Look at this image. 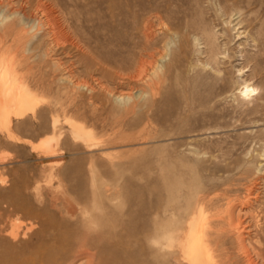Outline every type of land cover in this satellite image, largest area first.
I'll return each mask as SVG.
<instances>
[{
	"label": "rangeland",
	"instance_id": "374dc122",
	"mask_svg": "<svg viewBox=\"0 0 264 264\" xmlns=\"http://www.w3.org/2000/svg\"><path fill=\"white\" fill-rule=\"evenodd\" d=\"M209 4L210 0H0V11L19 12L28 21L26 27H19L24 29L20 48L9 47L12 37H1L7 42L0 45V59L12 51L18 53V58L24 57L25 65L23 60L21 70L15 73L33 74L41 78L38 83L41 80L50 83L57 77L58 70L49 65L58 56L67 62L65 68L69 65L67 69L75 74L76 81L88 90L94 87H90L94 90L91 93L86 88L81 91V99L86 101L84 114L78 115V111L73 110L65 117L60 116L61 129L57 131L51 127L54 115L49 112L56 97L53 92L41 99L37 113L12 117L10 127L0 116V201L14 200L19 209L4 222L2 235L11 239L10 234L18 226L22 243L45 239L46 248L66 247L64 251L68 255L84 248L93 250L91 264H105L111 257L125 258L128 264H145L143 226L148 223L152 201L158 196L143 194L154 188L160 179L158 164L162 158L157 151L167 154L169 164L176 161L186 164L193 157L189 148H196L200 156L204 154V163L196 165L191 161L190 164L200 172L216 170L217 174H223L224 168L233 166L244 156L243 150L249 143L244 135L264 130V101L256 99L259 88L264 93V74L260 79L253 77L245 82L248 72L237 75L240 60H235L234 65H221L237 82L238 98H228L206 110L196 108L183 116L177 96L160 94L154 88L127 78L117 91L132 99L124 111L118 112L113 109L115 104L98 90L97 76L84 71L89 54L85 45L77 40L78 36L84 37L91 46L109 50L108 46L102 47L108 38L131 36V17L128 16L131 10L160 15L164 25L182 22L186 17L209 23L211 18L206 9ZM233 24L234 21L225 26ZM32 25L34 30H30ZM160 36L158 34L156 40ZM259 36L264 37V30ZM56 42L59 44L54 46ZM236 43L234 37L231 47ZM247 48L252 49L251 55L258 57L256 66L264 67L261 51ZM187 49L190 59L191 48ZM72 62L75 65L70 66ZM255 86L257 90L253 89ZM139 89L144 92L138 94ZM32 90L41 93L36 87ZM91 95L94 104L87 100ZM0 97H3L1 93ZM212 115L224 123L221 130L203 128L212 123ZM68 118L77 126L82 124L86 132H92L95 142H102L91 147L75 139L71 125L65 121ZM117 119L124 120L125 124L119 126L115 123ZM111 121L114 126L109 124ZM260 136L263 138L264 134ZM50 146L54 149L51 152ZM219 148L226 150L225 161L212 157L222 153ZM254 149L258 156L252 165L261 166L264 172V156H259L262 140L255 143ZM198 179L206 181L204 177ZM32 212L38 215L31 217ZM25 230H29L28 236L22 235ZM84 239L86 243L82 244L80 241ZM10 259L2 255L0 264H12Z\"/></svg>",
	"mask_w": 264,
	"mask_h": 264
},
{
	"label": "bare ground",
	"instance_id": "6f19581e",
	"mask_svg": "<svg viewBox=\"0 0 264 264\" xmlns=\"http://www.w3.org/2000/svg\"><path fill=\"white\" fill-rule=\"evenodd\" d=\"M206 9L211 18L209 23L204 19V23H200V19L186 17L182 22L166 25L160 15L138 14L131 10L128 15L131 17V36L126 39L108 38L102 47L108 46L109 50L91 46L84 37L78 36L77 40L85 45L89 54L88 62L83 65L84 71L97 76L98 90L115 104L113 109L118 112L124 111L132 99L117 91L126 78L154 88L160 94L177 96L181 116L196 108L206 110L228 98H238L237 82L221 65H234L235 60H240L237 75L248 72L245 82L253 77L260 79L264 74V67L256 66L258 57L251 55L252 49L247 48H254L264 55V37L259 36L264 30V0H210ZM233 21L232 27L225 26ZM27 23L19 12L6 14L0 11V45L7 42L1 37L10 36L9 47L20 48L24 29L19 27H26ZM219 26L220 31L216 29ZM30 30H34L33 25ZM158 34L161 36L156 40ZM234 37L237 43L231 47ZM58 44L56 42L54 46ZM188 47L191 48L190 59ZM17 55L12 51L0 59V93L3 95L0 97V116L7 127H10L12 117L22 118L37 113L41 99L51 92L56 96L49 107V112L54 115L51 121L53 131L61 129L60 116L65 117L73 110H77L78 115L84 114L86 101L81 99V91L86 86L76 81L75 74L67 69L69 65L65 68L66 61L57 56L49 65L58 70L57 77L50 83L43 80L38 83L41 78L37 79L33 74L15 73L24 60L23 55V59ZM220 56L226 60L222 61ZM33 87L40 89L42 94L34 93ZM90 87L89 90L86 88L89 93L94 91ZM253 89L257 90L258 86ZM142 92L139 89L137 93ZM256 99L264 101L262 88L256 91ZM87 100L94 104L92 95L87 96ZM65 121L71 125L75 139L89 146H98L101 140L95 142L92 132H86L82 124L77 126L69 118ZM115 123L119 126L125 124L122 119ZM109 124L114 126L112 121ZM222 127L221 119L212 115V123L203 128L218 131ZM263 134L264 130L260 129L250 131V136L244 135V139L249 141L243 150L244 156L238 158L233 166L224 168L223 174H217L216 170L200 172L190 164L191 161L196 165L204 163V154L200 156L196 148H189L193 157L186 164L179 161L169 164L167 154L163 150L157 151L162 158L158 164L160 179L154 188L143 194L145 197L158 196L152 201L148 223L143 226L145 264H264V172L261 166L252 165L258 156L254 149L258 140L263 142L259 156H264V137L260 138ZM52 150L50 146L49 152ZM219 150L222 153L212 157L225 161L228 158L226 150ZM200 177L206 181L200 182ZM164 195L166 198H162ZM6 200L0 201V256H10L12 264H91L94 260V251L87 248L68 255L64 251L66 247L46 248L45 239L22 243L18 226L9 235L11 239L2 235L4 222L11 213L19 210L14 200ZM37 215L32 212L30 216ZM28 231H23L22 235L28 236ZM80 242L85 244L86 240ZM105 264H128V261L111 257Z\"/></svg>",
	"mask_w": 264,
	"mask_h": 264
}]
</instances>
